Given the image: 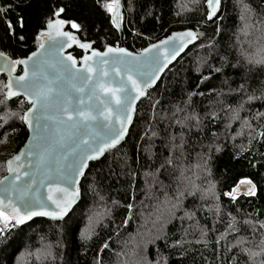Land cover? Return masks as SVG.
Instances as JSON below:
<instances>
[{
  "label": "trees",
  "instance_id": "1",
  "mask_svg": "<svg viewBox=\"0 0 264 264\" xmlns=\"http://www.w3.org/2000/svg\"><path fill=\"white\" fill-rule=\"evenodd\" d=\"M114 1L0 0V52L12 61L57 15L98 50L196 36L137 104L121 145L88 165L66 218L17 226L4 216L0 264H264V0H221L211 21L205 0H120V33ZM4 82L0 179L28 107L5 97ZM241 181L254 192L230 198Z\"/></svg>",
  "mask_w": 264,
  "mask_h": 264
},
{
  "label": "water",
  "instance_id": "2",
  "mask_svg": "<svg viewBox=\"0 0 264 264\" xmlns=\"http://www.w3.org/2000/svg\"><path fill=\"white\" fill-rule=\"evenodd\" d=\"M120 8V0H115L113 2V11L110 14L111 24L119 33L121 30ZM204 8L207 21H211L218 15L220 5L212 6V8H215L216 14L211 20L208 19V13L212 11V8L208 6L207 0L204 2ZM49 22L38 32L37 36L40 42L36 48L26 57L18 60L24 61V63H14L4 53L3 56H0V76H5L4 95L7 99L22 98L25 101L28 107L22 116L29 112L31 108V103L29 102L31 97L26 95L24 90L16 85L19 77L31 78L33 66L38 63L50 67L52 72H59L62 65H68L74 72L79 70L85 75L90 74L93 77L96 76V69L99 67L109 73L108 76L101 79V83L106 89H119L122 86H126V103H130V107L125 113L119 114L120 119L117 120L118 113L116 108L118 106L113 101L111 105L110 127H113L116 131H120L123 125L126 128L123 138L120 139L115 147L105 149L102 154L91 152L90 154L95 155L97 158L86 160V167L81 169L83 174L73 173L75 183H68L62 178L64 175H67L68 171H71V169L65 171L62 166L73 158H76L75 151L79 150H74L73 155L69 156V160L61 159L65 150L61 149L56 143L58 137L53 136L48 145L50 151L46 152L43 147L39 149L46 156V159L41 161L36 154L37 150L34 148V145L37 143L35 140L36 134L21 119L26 130L25 141L17 152L5 161V175L0 179V181H3V183H0V202H2L0 203V211H3L4 216L17 226H24L31 221L39 219L58 222L70 214L79 202L80 191L78 185L88 165L100 160L105 153L121 145L133 123L136 106L145 97L146 91L153 89L164 72L196 42V38L193 39L192 36L187 35V33L194 34L193 31L182 30L172 32L168 36L147 45L139 52H131L125 49L122 44L118 47L106 46L102 50H98L93 48L90 42L78 39L73 32L67 29L68 22L58 15L51 20V24ZM173 48L178 52L175 58H172ZM73 49L79 50L82 52V55L76 59L71 55ZM109 49L113 51H109ZM119 49H123L124 51L120 52L118 51ZM154 57L158 59V67L162 68V70L155 72L156 78L154 83H151L148 87H144L141 83L143 77L140 73L149 70L151 67L150 62ZM102 61H108V63H102ZM113 64L116 67V71H111ZM17 68H19L18 72ZM88 68H92L91 73L86 71ZM126 68L128 69L127 71H125ZM133 81L136 82L135 85H133ZM97 91L102 97L105 95L112 96L111 91L105 93L99 88ZM141 91H143V95H140ZM10 93H15V95H10ZM115 95L125 98V93H121L120 91H116ZM135 97L139 98L135 99ZM127 116L131 117L130 121L126 119ZM100 121L101 123H107L102 117ZM42 134L52 135L51 133ZM16 156H20V160H15L14 157ZM9 161H12L11 165H9ZM9 168L12 171H9ZM243 182H238L231 189L229 193L230 198L249 197L254 192L255 187L252 182ZM29 200L31 203L26 206L25 201ZM65 207L68 208V211L62 212ZM25 213H28L31 218L28 219ZM43 213L55 214V218L53 215ZM17 220H23L24 222L16 223Z\"/></svg>",
  "mask_w": 264,
  "mask_h": 264
},
{
  "label": "snow or ice",
  "instance_id": "3",
  "mask_svg": "<svg viewBox=\"0 0 264 264\" xmlns=\"http://www.w3.org/2000/svg\"><path fill=\"white\" fill-rule=\"evenodd\" d=\"M220 3L221 0H207L210 8L213 5L219 6ZM3 11L4 9L0 7V13H3ZM109 11H111L110 7ZM215 14V8H212V11L208 13V19H213ZM49 23L51 24V21ZM20 25L21 27L23 26L22 18ZM73 27H77V25L74 24ZM8 28L10 30L13 28L11 22L8 23ZM187 35L192 36L193 39L196 38L193 33H187ZM109 51L113 50L109 49ZM118 51L123 52L124 50L119 49ZM172 52V58H175L178 52L175 48L172 49ZM0 56H3V53H0ZM257 62L264 63V60ZM14 63H24V61H14ZM102 63H108V61H102ZM150 63L151 67L149 70L140 73L143 77L141 83L144 87H148L151 83H154L156 78L155 72L162 70V68L158 67L159 61L157 58H152ZM127 70L126 68L125 71ZM86 71L91 73L92 68H88ZM111 71H116L114 64L111 66ZM216 71H219V69H216ZM108 75V72L99 67L96 69V76L93 77L90 74L85 75L79 70L74 72L68 65H62L59 72H52L50 67L38 63L33 66L31 78L26 79V77L22 76L18 79L16 86L23 89L25 94L31 97L29 101L31 108L21 119L36 134L35 140L37 143L34 145V148L37 150L36 154L39 159L41 161L46 159L45 154L40 152L39 149L43 147L46 152L50 151L48 145L53 136L58 137L56 143L61 149L65 150L61 159L69 160V156L73 155V151L79 150L75 151L76 158H73L62 166L65 171L71 169V171L67 172V175L62 177L68 183H75L73 173L83 174L81 169L86 167V160L97 158L95 155H91V152L102 154L105 149L115 147L120 139L123 138V134L126 131L123 125L120 131H116L113 127H110L111 105L113 101L118 106L116 108L118 113L117 120L120 119L119 114L125 113L128 110L130 103H126V86H122L119 89H106L104 87L101 79ZM132 83L135 85L136 82L133 81ZM98 88L105 93L111 91L112 96L105 95L102 97L97 91ZM116 91L125 93V98L117 97L115 95ZM143 94V91H141L140 95ZM10 95H15V93H10ZM138 98L135 97V99ZM101 117L107 123H101ZM126 119L130 121L131 117L127 116ZM42 133H51L52 135ZM20 158V156L14 157L15 160H20ZM8 163L11 165L12 161ZM9 171H12V169L9 168ZM25 174L27 175V173ZM0 183H3V181H0ZM242 183L244 182L242 181ZM30 203V200L25 201L26 206L30 205ZM67 211V207L62 210V212ZM50 215H53L55 218V214ZM25 216L28 219L31 218L28 213H25ZM3 219L4 212L0 211V221ZM23 222V220L16 221V223ZM6 227L0 228V236H3ZM261 227H264V224ZM104 247L107 248L108 245Z\"/></svg>",
  "mask_w": 264,
  "mask_h": 264
}]
</instances>
